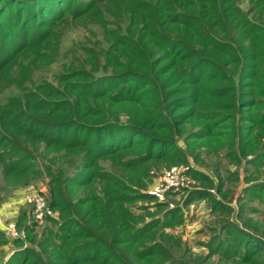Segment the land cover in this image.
Wrapping results in <instances>:
<instances>
[{
    "label": "trees",
    "instance_id": "trees-1",
    "mask_svg": "<svg viewBox=\"0 0 264 264\" xmlns=\"http://www.w3.org/2000/svg\"><path fill=\"white\" fill-rule=\"evenodd\" d=\"M110 1L0 0V93L8 96L0 102L1 171L24 184L45 176L49 209L61 219L37 236L31 208L21 207L14 226L37 247L17 249L0 264L157 260L165 240L161 229L180 224L181 210L193 201L231 214L234 205L217 197L223 191L212 178L215 171L193 167L178 145L183 125L196 127L190 139L213 138L210 148L227 149L223 156L231 157L236 140L242 156L254 154L253 165L264 163V0L102 3ZM77 18L94 24L98 38L61 51L62 26ZM53 64L59 68L52 77L41 76ZM227 120L233 121L220 132ZM192 157L204 163L199 154ZM106 158L129 176L103 169ZM169 162L182 165L197 186L182 188L187 194L179 204L135 227L136 200H145L139 206L144 212L154 202L166 205L146 179L152 165ZM77 187L86 189L79 197ZM173 190L164 194L183 191ZM242 192L263 196L264 182ZM222 230L247 252L264 251V237L242 225L229 221ZM6 232L0 231L2 241ZM247 252L244 262L252 261ZM166 264L196 263L171 258Z\"/></svg>",
    "mask_w": 264,
    "mask_h": 264
},
{
    "label": "rangeland",
    "instance_id": "rangeland-1",
    "mask_svg": "<svg viewBox=\"0 0 264 264\" xmlns=\"http://www.w3.org/2000/svg\"><path fill=\"white\" fill-rule=\"evenodd\" d=\"M62 1L61 3L69 2V0ZM102 3H120V0ZM26 25L27 20L25 22V26ZM62 27L61 51L70 49L76 43L84 42L86 38H98L97 35L100 33V30L85 18L74 19L73 22L65 23ZM94 33L96 36L93 35ZM11 40L12 36L8 33L5 37V42L9 43ZM51 67L53 68L48 71L50 74L45 73L47 72L45 69L44 74L41 76L47 75L48 78H51V72L59 68L58 64H53ZM41 76L40 73L35 74V78ZM7 91L10 93L13 92L9 89L6 90L5 93H9ZM6 98H8L7 94L0 93V102H3ZM232 121L233 120H227L222 128H220L222 124L217 128L222 132L223 129L228 128V126L225 125H230ZM237 125L238 123L235 121L233 129H235ZM195 128L196 127L193 125H183L179 134L181 141H179L180 144L178 145L182 147L186 155L190 158L193 167H197L199 170L207 171L208 173L215 171L212 178L215 183L222 184L223 191L222 194H219L217 197H221L232 203L234 205V210L231 214H227L218 209L209 211L208 208L210 205H207L204 200L193 201L181 210L182 221H180V224L174 222L170 227L161 229L165 236V240L161 243L163 247L157 260H153V256H147L145 259L132 257V264H166L171 258L186 259L196 264H263L262 259H264V251L259 254H254L251 251L247 252L242 245L238 246L233 242L231 234L222 229L227 225V222L232 221V223L242 225L245 229L253 231L257 236L264 237V194L263 196L257 195L256 197H251L252 194L244 193L243 195L242 192L244 186H250L252 182H264V163L262 166L253 165L249 160L253 158L254 154L242 156L238 151L236 140L231 146V157L228 158L223 156V153L227 149L222 148V146H218L215 150L210 148L214 146L213 138H207L211 139L209 141H206V139H190V133L195 130ZM37 149L40 153L45 155L46 151H43L42 146H37ZM214 151H216L215 154ZM196 154H199V158L204 161L203 164L193 159L192 156ZM169 164L170 162L152 165L151 171H154V173L146 179L147 188L150 192L154 191L153 189L157 187L162 176L171 174L177 167L182 166L174 165L169 167ZM100 165L103 169L116 172L119 176H129L128 171L123 168H112L108 162V158L101 160ZM180 175L182 176V181L177 190L178 192L183 190L182 188L185 190L197 186L195 180L185 171ZM47 181L45 176H40L33 179L30 183L24 184L21 182L20 178L5 174L1 171L0 167V224L6 227L13 225L21 207L24 212L29 211L30 208L32 212V203L29 199L25 198L31 197V195L35 193H41L46 197L48 191ZM76 189L75 197L82 195L80 190H86L84 187H77ZM184 190L175 195L155 193L158 196V200L162 199L166 201V205L157 206L155 202L154 205H151V203L149 204V212H144V210L139 208V206L145 202L144 199L136 200L134 206L131 208L132 215H138L142 218L136 219V216H134V220L132 221L135 227H138L136 224H141L143 221L161 215L163 211L169 209L168 207L179 204L181 199L187 194L184 193ZM240 210L242 211L240 212ZM242 216L243 218H241ZM27 219H30L29 216ZM60 220L58 212L49 210V214H46L42 220L37 222V226L31 233L39 236V233L44 227L48 226L55 229L56 226L51 221H56L58 223ZM6 233L8 235V240L4 239V241H2V239H0V262L6 260L8 256L17 249L22 250L26 245H36V243H28L29 235L25 231L23 237L12 236L9 231ZM47 236H49V234H47ZM11 238H19L22 242H13ZM214 238L217 242L212 244ZM204 242H208L209 246H206ZM141 248L143 249V247ZM48 250L51 253L54 252L50 244ZM244 252L248 253L249 260L252 259V261L244 262V257H242ZM41 257L44 259L42 254ZM27 264H29V262Z\"/></svg>",
    "mask_w": 264,
    "mask_h": 264
},
{
    "label": "built area",
    "instance_id": "built-area-1",
    "mask_svg": "<svg viewBox=\"0 0 264 264\" xmlns=\"http://www.w3.org/2000/svg\"><path fill=\"white\" fill-rule=\"evenodd\" d=\"M183 166L177 167L171 174L164 175L160 178L157 187H155L152 193L163 194L167 190L178 189L182 181V176L180 174L184 171ZM214 192L213 189H211ZM32 203V218L35 221H40L46 214H49V206L46 197L41 193H35L31 197H26ZM7 231L10 232L12 236L23 237L24 231L16 229L14 224L6 227Z\"/></svg>",
    "mask_w": 264,
    "mask_h": 264
},
{
    "label": "crops",
    "instance_id": "crops-1",
    "mask_svg": "<svg viewBox=\"0 0 264 264\" xmlns=\"http://www.w3.org/2000/svg\"><path fill=\"white\" fill-rule=\"evenodd\" d=\"M0 231H7L6 226L0 224Z\"/></svg>",
    "mask_w": 264,
    "mask_h": 264
}]
</instances>
